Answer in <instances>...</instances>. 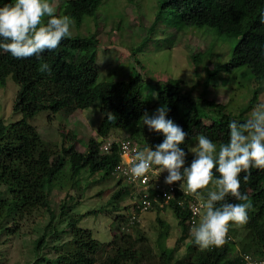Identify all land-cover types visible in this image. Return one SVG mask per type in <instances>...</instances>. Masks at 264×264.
I'll return each mask as SVG.
<instances>
[{"label": "rangeland", "instance_id": "1", "mask_svg": "<svg viewBox=\"0 0 264 264\" xmlns=\"http://www.w3.org/2000/svg\"><path fill=\"white\" fill-rule=\"evenodd\" d=\"M64 1L49 0L55 13H61V16ZM160 1L101 0L94 13L82 15L78 24L71 19V36L94 35L97 38L98 81L125 80L140 73L144 80L141 94L148 104L145 113L152 115L161 107L155 100V88L168 78L179 79L194 97L214 100L225 105L230 115L247 119L264 94V79L257 81L249 76L245 67L223 70L235 39L211 27L181 24L171 12H163L154 20ZM209 72L214 74L207 78ZM16 90L17 84L10 76L6 78L5 85L0 86V120L7 127V133L0 139V144L5 145L0 153L1 200L10 199L13 194L7 181L14 182L15 192L21 189L17 178L13 179L14 168L17 165L21 167L23 162H32L26 154L23 158L16 155L14 151L19 143L24 149L29 144L37 150L49 143L55 151L58 146L72 144L77 151L84 152L87 140L97 136L96 128L102 116L99 110L101 102L96 98L86 108L73 112L62 110L50 114L47 110H40L27 120L29 127L24 129L16 125L20 114L12 110ZM203 120L201 134L208 137L213 117L206 112ZM143 127L146 132L149 130L144 124ZM223 132L222 128L213 132L212 141L217 148L222 144ZM107 137L130 136L125 130L113 129ZM197 143L195 139L189 143V156H193L190 148ZM139 144L145 146L144 143ZM190 164L191 160H186L185 166ZM218 177L216 172L213 179ZM213 187L210 184L201 190L202 200L207 199V193ZM119 188L122 194L116 197L113 194ZM127 188L123 181L118 182L103 169H93L90 164L81 169L78 179H75L66 163L56 183L44 189L53 216L45 207H31L23 208L25 211L20 216L0 221V264H48L43 258H54L63 249V244L69 243L71 234L67 221L88 212L78 226L87 229L101 243L95 254L96 264L112 252L109 243L116 231L127 234L132 248L140 251L137 264H164L162 252L169 248L172 253L166 258L167 263L182 264L190 260L194 252L201 250L190 235L192 227L187 226L183 231L169 208L146 212L139 223L120 229ZM247 202L251 204L247 222L241 227L230 226L226 235L230 242V259L243 252L264 258V246L253 239L261 220L255 217L253 202L250 199ZM61 205L66 208L62 209ZM42 233L47 235L45 244L36 250L34 241Z\"/></svg>", "mask_w": 264, "mask_h": 264}, {"label": "trees", "instance_id": "2", "mask_svg": "<svg viewBox=\"0 0 264 264\" xmlns=\"http://www.w3.org/2000/svg\"><path fill=\"white\" fill-rule=\"evenodd\" d=\"M100 1L65 0L61 7L62 14L74 19L78 24L82 15L94 13ZM9 3L14 4L15 0H0V7ZM163 12H171L181 24L211 27L218 33L235 39L223 70L245 67L249 76L257 81L264 79V23H261V17H264V0H161L154 20ZM54 14L61 16V13ZM48 19L49 17L45 16L42 22L46 24ZM96 46L97 38L94 35H75L63 39L57 49L45 50L40 57L15 59L10 53L0 49V86L5 85L8 76L17 84L12 106V110L20 114L16 125L27 129V120L40 110H47L50 114L62 110L73 112L86 108L96 98L100 99L99 110L102 115L96 128L97 136L87 140L84 152L77 151L72 144L58 146L55 151L49 143L38 150L29 144L24 149L21 147L22 143H19L14 151L16 155L23 158L26 154L32 162H23L21 167L17 165L14 168L13 179L17 178L21 189L15 192L17 190L13 189L14 182L7 181L13 194L10 199H0V221L6 217L20 216L25 211L23 208L31 207H45L50 216H53L44 189L56 183L66 163L69 164L71 177L75 179H78L81 169L87 164L93 169L100 168L110 174V169L117 161V145L112 144L110 153L101 154L100 142L97 139L106 138L113 129L125 130L129 138L138 144L144 143L145 146L141 145L144 148L155 150L156 145L162 143V133L149 130L146 132L142 124L141 118L148 109V104L141 94L144 84L141 74L137 72L125 80L98 81ZM43 63L49 65L50 72L42 73L39 70ZM213 74L209 72L207 78ZM155 100L157 104L167 106V118L187 133L185 142L180 145L187 153L186 160L192 161L194 158L189 156L188 145L201 134L206 112L213 117L208 127V138L213 140L214 130L222 128V144L229 141V123L233 120H246L241 116L230 115L226 112L225 105L214 100L194 97L181 80L175 78H168L155 88ZM6 133L7 127L0 120V139L4 138ZM3 146L5 145L0 144V153L4 150ZM215 173L214 169L213 175ZM2 175L4 174L1 173ZM244 175L241 173L240 176V191L248 195L255 206V217L261 220L253 233V239L264 246V170L252 168L247 182L243 179ZM121 191L119 188L113 195L117 197L122 194ZM225 202L241 203L231 196L227 197ZM60 207L66 208L65 205ZM168 208L174 214L177 224L185 231L188 217L186 207H179L170 202ZM86 214H77L76 218L67 221L66 226L71 234L69 243L63 244V249H60L54 258L43 260L48 264H96L95 254L101 243L93 238L87 229L78 226V222ZM122 217L123 215L121 219L124 223ZM119 228L120 226L117 227ZM46 237V233H42L35 239L36 250L45 244ZM128 240L129 236L122 231L113 233L109 243L112 252L98 264H137L140 251L132 248L133 245ZM229 243L225 238L223 246L194 252L192 258L182 264H235L238 257L229 258ZM171 253V248L162 252L165 257L164 264H168L166 258Z\"/></svg>", "mask_w": 264, "mask_h": 264}, {"label": "clouds", "instance_id": "3", "mask_svg": "<svg viewBox=\"0 0 264 264\" xmlns=\"http://www.w3.org/2000/svg\"><path fill=\"white\" fill-rule=\"evenodd\" d=\"M54 13L55 8L49 0H15L14 4L0 7V49L15 59L40 57L45 50L57 49L63 39L71 36V18ZM45 16L49 17L46 24L42 22ZM39 70L50 72L47 63L41 64ZM167 116L165 105L141 118L149 131L162 133L164 139L155 150L148 148L135 154L131 176L133 179L143 177L153 165L158 166L160 173H168L166 184L180 182L184 195H192L198 201L201 190L213 184L206 201L201 204L204 211L199 223H193L190 235L201 250L219 248L224 245L230 226L241 227L248 219L251 204L247 202L248 195L240 191L241 173L245 174L243 179L247 182L252 168L264 170V94L245 121L229 123L226 144L217 148L207 136L199 134L195 138L197 145L190 148L194 156L190 166H185L187 153L180 147L187 133ZM123 147L127 149V145ZM214 169L219 173L215 179ZM229 196L241 203L225 202Z\"/></svg>", "mask_w": 264, "mask_h": 264}, {"label": "built area", "instance_id": "4", "mask_svg": "<svg viewBox=\"0 0 264 264\" xmlns=\"http://www.w3.org/2000/svg\"><path fill=\"white\" fill-rule=\"evenodd\" d=\"M114 143L117 145V161L109 173L118 182L123 181L129 188L125 196V209L122 217L124 223L121 229L139 223L142 214L146 212L165 210L170 202H174L179 207H186L187 226L193 227L194 222L199 223L200 215L204 211L201 204L206 200L198 201L192 195H184L180 190V182L172 185L166 184L165 179L168 174L166 171L160 173L158 166L155 165L143 177L133 179L130 169L136 163L135 154L148 148L142 147L129 137L117 139L106 137L101 138L99 152L101 154L110 153ZM124 145H127V149L123 147ZM226 238L229 239L228 236ZM237 257L238 261L235 264H264V258H256L249 252L239 253Z\"/></svg>", "mask_w": 264, "mask_h": 264}, {"label": "water", "instance_id": "5", "mask_svg": "<svg viewBox=\"0 0 264 264\" xmlns=\"http://www.w3.org/2000/svg\"><path fill=\"white\" fill-rule=\"evenodd\" d=\"M97 141L100 142L101 141V138H98Z\"/></svg>", "mask_w": 264, "mask_h": 264}]
</instances>
